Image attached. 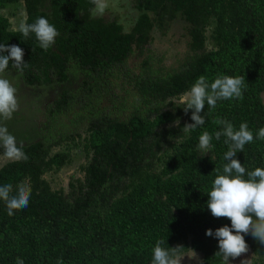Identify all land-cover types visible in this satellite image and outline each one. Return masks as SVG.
<instances>
[{
    "label": "trees",
    "instance_id": "trees-1",
    "mask_svg": "<svg viewBox=\"0 0 264 264\" xmlns=\"http://www.w3.org/2000/svg\"><path fill=\"white\" fill-rule=\"evenodd\" d=\"M132 1L140 14L125 33L116 21L93 18L92 0H0V9L22 2L27 23L44 16L59 32L45 51L34 34L10 30L0 14V44L21 47L26 63L21 74L10 61L6 73L21 75L29 87L59 88L41 139L23 145L28 160L0 167V186L31 188L29 205L11 216L0 200V264H15L17 257L24 264H151L158 239L165 248L194 249L202 264H222L218 240L205 234L231 227L206 206L213 171L222 172L228 150L224 136L215 139L222 127L213 120L225 118L237 130L247 122L254 140L236 159L247 171L264 168V140L255 138L264 127V0ZM177 19L186 24L188 50L166 67L151 49L153 33L166 35ZM135 58L136 70L130 67ZM218 74L245 76L243 99L218 101L214 110L206 103L205 124L185 133L183 126L194 123L192 110L174 113L170 101L199 76L211 83ZM204 131L213 139L211 154L202 156L197 145ZM75 140L87 159L82 176L53 190L44 176L67 164L70 152L52 150ZM3 152L0 147V157ZM244 238L264 264V245L251 234Z\"/></svg>",
    "mask_w": 264,
    "mask_h": 264
},
{
    "label": "clouds",
    "instance_id": "clouds-1",
    "mask_svg": "<svg viewBox=\"0 0 264 264\" xmlns=\"http://www.w3.org/2000/svg\"><path fill=\"white\" fill-rule=\"evenodd\" d=\"M92 3L96 5L93 15L104 12L106 7L104 0H92ZM16 30L25 38L29 37L30 33L34 34L39 47L45 51L55 44V38L59 35L56 27L44 16L37 17L31 24L25 19ZM23 56L24 50L21 47L15 44L10 46L0 44V119L2 120L11 119L19 107L17 88L6 78L5 73L11 61L12 67L22 74L26 67ZM245 88V76L218 74L209 83L208 79L201 75L188 91L179 96L178 100L170 102L183 105L185 114L192 110L191 120L194 123L183 126V131L187 133L205 124V116L201 113L206 103L210 110H214L218 101L242 100ZM213 123L222 127L221 131L215 132V139L219 140L224 136L228 150L224 153L223 159L226 163L222 166V172L216 167L213 171L216 175L211 190L207 193L206 206L213 217L228 218L231 227L224 225L215 231L209 228L205 234L218 240L219 251L215 255L222 257V264H230L229 258L236 259L242 253L248 252L249 246L245 241V235L251 234L259 244L264 245V168L256 167L247 171L236 159V154L243 152L245 145L254 140V134L247 122H242L238 130L225 118L216 117ZM175 124L179 125V119ZM255 138L264 140V127L259 128ZM212 139L213 136L208 131L202 132L199 136L197 148L203 156L211 152ZM0 147H3V156L7 159L28 160L23 145L17 144L16 138L2 123H0ZM30 197L31 188L24 182L18 184L15 191L11 183L0 186V200L5 202L9 216L14 214V210L26 208ZM164 243L163 239L156 241L152 248L151 264H181L185 256L190 260L199 261L194 249L187 248L188 251L184 252L182 251L184 246L165 248L162 246ZM15 264H24V261L17 257ZM58 264L62 262L58 261ZM199 264H202V261ZM241 264H247V260H242Z\"/></svg>",
    "mask_w": 264,
    "mask_h": 264
},
{
    "label": "rangeland",
    "instance_id": "rangeland-1",
    "mask_svg": "<svg viewBox=\"0 0 264 264\" xmlns=\"http://www.w3.org/2000/svg\"><path fill=\"white\" fill-rule=\"evenodd\" d=\"M106 7L102 14L93 15V10L91 15L93 18L103 19L105 22L116 21L118 24L122 25L124 32H128L135 24L139 11L134 7L132 0H104ZM0 14L8 19L10 23V30L17 31L18 25L25 20V10L23 3L19 2L13 5H6L0 9ZM209 27L208 35L210 34ZM206 48H211V41L207 40ZM151 49L154 53L162 55L166 67H175L176 62L181 60L188 50V34L186 29V24L183 20L177 19L172 24L171 28L166 35L161 36L158 33H153V42ZM140 62L139 58L131 60L130 67L136 68ZM135 69V70H136ZM6 78H8L14 86L17 88V97L19 101V107L17 111L13 114L11 119L2 120L0 123L4 124L8 132L11 133L15 138L18 145L30 144L37 142L41 139V123L44 122V114L49 104L56 98L59 93V88L55 90L50 89V87H38L33 88L27 86L19 74L5 73ZM262 99L264 103V93L262 94ZM104 104H107L104 101ZM172 107L169 109L176 113L177 110L183 109V105L178 103H172ZM181 120L180 118H176ZM66 125H69V119H63ZM83 124H78V129L82 137L85 133L82 130ZM74 127H72L71 132H74ZM69 148L70 150H67ZM64 151L70 152V161L65 164L61 169L57 171L48 172L45 174L44 178L49 182L53 190H59L63 188L67 189V184L71 178H80L82 172L80 171V165L87 161L85 158V151L78 140H75L74 146H69L63 148H53L52 154L56 152ZM199 155L203 154L197 150ZM211 152L205 155H210ZM12 160L5 157H0V167L7 162ZM199 261L201 260V254L196 252ZM242 260H247V264H263V258L258 256L254 251H248L241 254L240 257L230 260V264H241ZM198 260H190L185 256L181 264H195Z\"/></svg>",
    "mask_w": 264,
    "mask_h": 264
}]
</instances>
